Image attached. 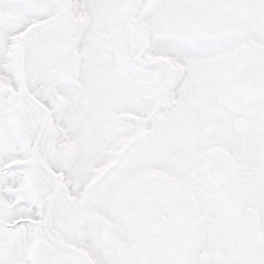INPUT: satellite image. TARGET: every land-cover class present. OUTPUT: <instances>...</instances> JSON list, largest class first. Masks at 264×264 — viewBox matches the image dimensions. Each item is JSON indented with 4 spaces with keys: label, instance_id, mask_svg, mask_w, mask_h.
Here are the masks:
<instances>
[{
    "label": "snow or ice",
    "instance_id": "snow-or-ice-1",
    "mask_svg": "<svg viewBox=\"0 0 264 264\" xmlns=\"http://www.w3.org/2000/svg\"><path fill=\"white\" fill-rule=\"evenodd\" d=\"M0 264H264V0H0Z\"/></svg>",
    "mask_w": 264,
    "mask_h": 264
}]
</instances>
